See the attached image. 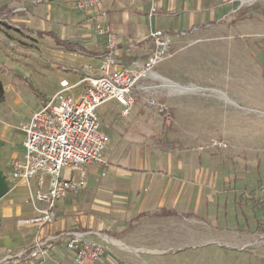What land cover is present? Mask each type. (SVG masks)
Here are the masks:
<instances>
[{
    "label": "crops",
    "instance_id": "obj_1",
    "mask_svg": "<svg viewBox=\"0 0 264 264\" xmlns=\"http://www.w3.org/2000/svg\"><path fill=\"white\" fill-rule=\"evenodd\" d=\"M21 1L9 2L8 10L0 14V25L7 26V36L16 44V49L3 53L6 60L21 63L20 60L27 58L23 55L27 49L37 50L41 54L47 52L51 59L48 60L50 67L45 68L54 70L56 75L51 74V80L54 77L55 81L53 94L59 89L61 80L73 85L85 76L97 77L101 74L107 36L94 32L95 20L89 12L74 7L76 0H48L41 3H35L36 0L27 3L29 0H24L28 6L13 7ZM247 2L249 0H101V10L105 16L98 21L117 37L114 52L117 63L128 65L134 59L143 61L148 56L152 49L149 35L153 31L171 34L177 53L180 50L178 45L188 43L194 37L217 35L220 27L224 32L232 30L233 25H228L229 19L238 16ZM21 8L24 11H15ZM10 32L15 33V37ZM181 33L186 35L180 36ZM66 45L70 49L65 48ZM199 50L202 49L195 48L194 52ZM164 64L167 66L164 67ZM177 65L173 60L156 67L157 74L177 86L176 89L163 88L156 95L167 104L172 102L181 106L185 105V101L179 102L175 97L181 98V93L194 91L184 90L186 87L200 85L185 83ZM4 76L5 71L0 69V80L4 86L3 102L6 101L7 91L2 80ZM73 92L76 95L80 89L75 88ZM48 98L42 97L39 108ZM112 103L111 108L121 111L115 102ZM142 104L137 100L133 119L139 118ZM31 115L22 123L28 121ZM157 117L161 118L156 116L155 119ZM170 117V125L161 119L157 131L162 136L168 135L169 130L176 133L179 127L187 131L188 136L200 141L219 123L213 109L175 107ZM0 124L11 127L1 119ZM16 131L19 136L8 130L5 139L1 137L0 140V179L3 185L0 196V264H71V253L66 249L67 237L53 242L48 257L42 263L30 259L3 262L7 254L28 249L35 240L65 232L88 233L89 239L101 244L105 253L99 264H137L138 254L152 256L162 252L151 244V240H143L139 230L142 227L154 229L158 216L162 214V220L168 217L169 213L175 211L178 198L189 199L195 189L201 187V181L208 179L206 170L198 165L203 159L187 156L184 150L183 155L181 152H149L138 146L130 150L129 144L121 141L120 148L110 159L103 158L102 164L88 166L90 170L85 172V189L71 193L56 203L51 224L42 228L23 225V221L33 217V211L26 182L11 176L12 163L23 159L24 137L22 132ZM179 141L184 145L189 143L187 137ZM210 160H213L212 157ZM61 175L77 178L78 173L63 170ZM35 183V179L30 180L32 188ZM44 187H47V181Z\"/></svg>",
    "mask_w": 264,
    "mask_h": 264
},
{
    "label": "rangeland",
    "instance_id": "obj_2",
    "mask_svg": "<svg viewBox=\"0 0 264 264\" xmlns=\"http://www.w3.org/2000/svg\"><path fill=\"white\" fill-rule=\"evenodd\" d=\"M11 1L15 0H0V14L8 10ZM42 1L48 0L35 3ZM24 3L13 7L28 6ZM244 7L229 19L232 30L224 32L220 27L217 35L194 37L178 45V54L169 61L176 60L185 83L200 86L181 93L183 99L176 96L185 105L170 102L167 113L171 115L175 107L215 111L219 123L202 140L179 127L176 133L162 136L157 129L163 117L155 119L144 104L137 119H133L132 109L128 123L119 109L111 108L112 102L97 110L100 130L108 138L104 159H110L121 141L127 142L130 150L138 146L149 152L182 155L184 150L187 156L203 159L198 165L208 175L189 199L178 198L168 217L162 220V214L158 216L154 229L139 230L143 240H151L162 252L138 254L137 264H264V207L256 197L264 188V0H249ZM8 31L0 25V69L5 71L2 80L7 89L0 119L11 127L0 124V140L8 130L18 134L20 123L39 109L43 96L51 97L55 84L54 77L51 80L55 71L46 69L51 59L47 52L24 50L27 58L21 63L4 58V52L16 49ZM198 47L202 50L195 53ZM162 120L172 124L171 117ZM186 137L191 144L179 141ZM213 141L225 147L212 145ZM89 170L85 167V172Z\"/></svg>",
    "mask_w": 264,
    "mask_h": 264
},
{
    "label": "built area",
    "instance_id": "obj_3",
    "mask_svg": "<svg viewBox=\"0 0 264 264\" xmlns=\"http://www.w3.org/2000/svg\"><path fill=\"white\" fill-rule=\"evenodd\" d=\"M74 7L89 12L95 20L94 32L107 36L105 54L99 76H85L73 85L61 80L59 89L32 113L28 121L18 127L24 137L23 159L12 163L11 176L24 180L29 192L33 217L23 221V225L37 228L52 223L59 200L85 189V167L102 164L108 138L100 130L98 108L115 102L121 108V117L127 119L137 100H140L154 115L166 120L170 118L168 105L159 100L156 92L163 88H177L155 70L175 55L171 34L153 31L149 35L152 49L148 56L143 61L134 59L128 65H120L114 57L116 35L98 21L105 16L101 10V0H76ZM75 88L80 89L76 95L73 92ZM196 89L199 87L184 88ZM212 145L225 147L215 141ZM63 170L77 172V178L72 175L63 177ZM32 179L36 180L34 188L30 184ZM46 181L47 187H44ZM256 197L264 207V188L258 190ZM88 235L84 232H65L38 239L28 249L7 254L3 262L30 259L42 263L48 257L53 242L67 237L66 249L71 253V264H99L105 248L89 239Z\"/></svg>",
    "mask_w": 264,
    "mask_h": 264
},
{
    "label": "trees",
    "instance_id": "obj_4",
    "mask_svg": "<svg viewBox=\"0 0 264 264\" xmlns=\"http://www.w3.org/2000/svg\"><path fill=\"white\" fill-rule=\"evenodd\" d=\"M65 48H69L70 49L69 45H66ZM3 100H4V86L2 84V81L0 80V104L3 102ZM169 131L171 132V130H169Z\"/></svg>",
    "mask_w": 264,
    "mask_h": 264
},
{
    "label": "water",
    "instance_id": "obj_5",
    "mask_svg": "<svg viewBox=\"0 0 264 264\" xmlns=\"http://www.w3.org/2000/svg\"><path fill=\"white\" fill-rule=\"evenodd\" d=\"M2 189H3V185H2V181H1V179H0V196H1V194H2Z\"/></svg>",
    "mask_w": 264,
    "mask_h": 264
}]
</instances>
